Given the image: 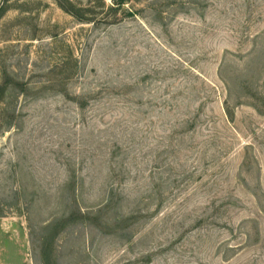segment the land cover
Segmentation results:
<instances>
[{
    "label": "rangeland",
    "instance_id": "1",
    "mask_svg": "<svg viewBox=\"0 0 264 264\" xmlns=\"http://www.w3.org/2000/svg\"><path fill=\"white\" fill-rule=\"evenodd\" d=\"M0 264H264V0H0Z\"/></svg>",
    "mask_w": 264,
    "mask_h": 264
},
{
    "label": "trees",
    "instance_id": "2",
    "mask_svg": "<svg viewBox=\"0 0 264 264\" xmlns=\"http://www.w3.org/2000/svg\"><path fill=\"white\" fill-rule=\"evenodd\" d=\"M61 8L67 13V14H70L71 16H74L76 17L77 19H79L80 22H83L85 21V19L83 17H80V15H78L80 12L77 11L76 9H74L73 7H71V9H67V8H63L61 6ZM3 92V91H2Z\"/></svg>",
    "mask_w": 264,
    "mask_h": 264
}]
</instances>
